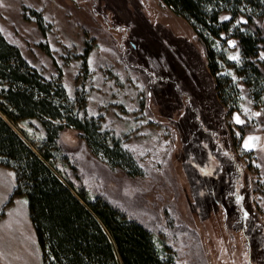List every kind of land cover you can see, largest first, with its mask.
<instances>
[{"label":"rangeland","instance_id":"obj_1","mask_svg":"<svg viewBox=\"0 0 264 264\" xmlns=\"http://www.w3.org/2000/svg\"><path fill=\"white\" fill-rule=\"evenodd\" d=\"M256 25L264 36V20ZM0 32L44 77L60 75L71 98L83 97L79 115L97 117L141 172L111 168L65 128L67 163L58 168L69 180L142 222L172 264H264V95L221 61L237 90L236 104L223 106L184 18L161 0H0ZM223 51L241 61L234 38ZM13 128L34 141L44 135L34 119ZM14 186L0 165V264H42Z\"/></svg>","mask_w":264,"mask_h":264},{"label":"trees","instance_id":"obj_2","mask_svg":"<svg viewBox=\"0 0 264 264\" xmlns=\"http://www.w3.org/2000/svg\"><path fill=\"white\" fill-rule=\"evenodd\" d=\"M161 1L194 30L223 106L236 104L237 90L228 76L220 74L221 61L234 66L252 94L264 95V60L259 58L264 36L256 25V20H264V0ZM223 12L229 18L222 20ZM33 14L43 30V18L36 11ZM239 16L245 21L235 25ZM229 37L239 47L238 64L229 61L223 51ZM83 107L84 98H71L60 75L44 77L0 32V165L14 172L11 196L26 201L41 263L172 264L169 247L167 252L165 246L161 249L142 222L102 195H90L58 168L59 163H67L59 135L73 128L111 168L129 176L141 173L131 153L101 129L97 117L79 115ZM32 119L43 129V137L34 141L26 131L20 132L34 148L13 128Z\"/></svg>","mask_w":264,"mask_h":264},{"label":"snow or ice","instance_id":"obj_3","mask_svg":"<svg viewBox=\"0 0 264 264\" xmlns=\"http://www.w3.org/2000/svg\"><path fill=\"white\" fill-rule=\"evenodd\" d=\"M225 19H227V18H225ZM237 122L240 123L241 121H239V119L237 118ZM249 139H252V138H249Z\"/></svg>","mask_w":264,"mask_h":264}]
</instances>
